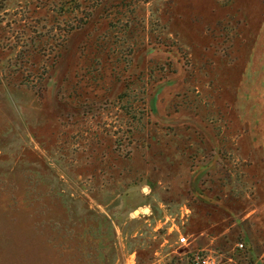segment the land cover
Masks as SVG:
<instances>
[{"label":"rangeland","instance_id":"1","mask_svg":"<svg viewBox=\"0 0 264 264\" xmlns=\"http://www.w3.org/2000/svg\"><path fill=\"white\" fill-rule=\"evenodd\" d=\"M120 2L103 1L63 44L77 18L50 29L36 0H4L0 264H188L201 249L235 263L247 247L224 218L247 202L239 150L264 138V0ZM43 35L27 85L6 82ZM203 191L213 201L198 204ZM148 193L162 215L148 214Z\"/></svg>","mask_w":264,"mask_h":264},{"label":"crops","instance_id":"2","mask_svg":"<svg viewBox=\"0 0 264 264\" xmlns=\"http://www.w3.org/2000/svg\"><path fill=\"white\" fill-rule=\"evenodd\" d=\"M246 141L245 144L247 147L239 151H241V156L248 158L247 163H243L245 162V159L243 160L241 158L238 159L241 160V163H239L240 165L237 164L239 167L238 172L240 174H245L243 177H246L248 174L247 181L249 180L248 183H250V185L245 186L246 188L249 186L247 190L243 187H238L237 190L238 194L242 196L247 194L246 206L239 211L237 210L239 208L235 207L237 204H234L231 209H227L228 215L225 216L226 218L224 219L231 222L230 226L232 232H238L241 234L243 240L247 242V248L251 249L252 256L255 258L253 264H264V138L250 137ZM207 186L208 182L204 184L203 188H206ZM233 194H236L235 191ZM146 195L148 196H146L145 199L148 201V207L150 208L148 214H152L153 218L155 214L162 215L163 206L161 203L156 201L155 203L154 198L152 199L151 196H149V193ZM179 198L180 197L174 198L169 209L179 211L184 207L180 204L182 201H180ZM211 198L208 195V191H203L199 195L197 202L198 204H202L213 201ZM213 203L216 204V207L219 210L224 206L225 200L217 198ZM190 208L192 207L190 206ZM223 208L226 207L224 206ZM190 218H192V214L189 216V221ZM145 222H149V220H145ZM219 224L221 223L219 222ZM227 230L228 229H225L220 234L224 236V233L227 232ZM196 252L197 251L191 254L193 255Z\"/></svg>","mask_w":264,"mask_h":264},{"label":"trees","instance_id":"3","mask_svg":"<svg viewBox=\"0 0 264 264\" xmlns=\"http://www.w3.org/2000/svg\"><path fill=\"white\" fill-rule=\"evenodd\" d=\"M36 1L38 2V4L34 5L35 10L33 11V13L35 14L37 10L44 11L46 14L45 22L47 24V27L50 26V29H52L55 24L58 26L60 25V23L69 22L70 18L71 19L77 18L78 26H74V27L71 26L70 29L66 32L64 36L65 38L63 41V44H65L67 42L68 37L73 32H75L78 29H81L82 27L88 24V21L91 18V16H93L94 11L101 5L103 1H106V0H36ZM132 1L134 0H121L120 5H122L123 7H128L130 6ZM3 3H4V0H0V14L3 12V9H4ZM4 32H5V28L1 26V22H0V36L3 35ZM47 42H48L47 36L45 35L39 36V37H36V39L33 42H31V44L29 45V48L25 49L24 51L22 50V52L20 51L18 53V56H20L21 60L14 62L13 64H8V66H6L7 73L4 75L5 81L11 84L14 82L20 81L19 84L22 83V85L26 86L27 84L23 83L21 80V78L23 77L24 64L26 63L25 59L29 55V53L30 54L36 53V50H39V55L40 53L45 52L44 47L48 45L46 44ZM63 48L64 46L60 45V50H58V53L56 52V55L54 56V60L50 64L51 68L54 64H56L57 60L61 58ZM161 71H164V69ZM35 73H37L36 70H35ZM127 85H125L126 88H127ZM73 93H76V92H73ZM69 97H71L70 98L71 101L67 103L70 106L72 105L71 107L72 108L74 107L75 109V106H77L78 104H76L74 100L77 99L78 95L74 94L75 99H73L71 95ZM126 97H127V93L121 92L117 96V99L122 100V98L126 99ZM76 101L79 103L78 100ZM226 244H229V243H226ZM221 246H223L224 248L225 245L223 244ZM217 252L219 254L218 255L216 254L215 257H216L218 264H220V262L221 264H253L254 263L253 258L249 256V251L246 246L243 249H233V252L230 254L228 259H230L231 261H235V263L227 262L226 255L224 259H219V257L224 254L221 252V250ZM191 263H192V256H190V259L188 260V264H191Z\"/></svg>","mask_w":264,"mask_h":264},{"label":"built area","instance_id":"4","mask_svg":"<svg viewBox=\"0 0 264 264\" xmlns=\"http://www.w3.org/2000/svg\"><path fill=\"white\" fill-rule=\"evenodd\" d=\"M180 243L187 244L188 238L187 237H180ZM238 249H243V244L239 243L236 244ZM230 261V260H229ZM191 264H218L215 254L209 250H199L192 255V263Z\"/></svg>","mask_w":264,"mask_h":264}]
</instances>
